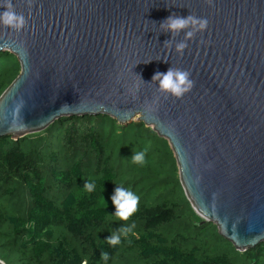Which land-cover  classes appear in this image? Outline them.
Returning a JSON list of instances; mask_svg holds the SVG:
<instances>
[{
  "label": "water",
  "instance_id": "water-1",
  "mask_svg": "<svg viewBox=\"0 0 264 264\" xmlns=\"http://www.w3.org/2000/svg\"><path fill=\"white\" fill-rule=\"evenodd\" d=\"M12 3L26 25L0 24V52L20 67L0 96V137L35 134L62 116L143 122L168 142L194 212L238 252L264 243V0ZM190 13L208 24L177 54L188 29L161 25ZM170 66L194 82L179 99L152 79Z\"/></svg>",
  "mask_w": 264,
  "mask_h": 264
},
{
  "label": "trees",
  "instance_id": "trees-1",
  "mask_svg": "<svg viewBox=\"0 0 264 264\" xmlns=\"http://www.w3.org/2000/svg\"><path fill=\"white\" fill-rule=\"evenodd\" d=\"M0 52V96L19 74ZM145 151L143 165L131 155ZM97 181L88 193L83 184ZM103 183V192L99 190ZM115 184L139 196L112 218ZM103 196L107 207L100 203ZM117 245L104 238L122 225ZM108 253V260L100 257ZM0 260L4 264H264V243L238 252L191 208L168 142L143 122L104 113L62 116L39 133L0 137Z\"/></svg>",
  "mask_w": 264,
  "mask_h": 264
},
{
  "label": "clouds",
  "instance_id": "clouds-1",
  "mask_svg": "<svg viewBox=\"0 0 264 264\" xmlns=\"http://www.w3.org/2000/svg\"><path fill=\"white\" fill-rule=\"evenodd\" d=\"M211 4L212 0H206ZM32 0H27V4L30 7ZM0 24L9 26L12 29L19 31L26 25L25 17L22 13H18L14 10L12 0H0ZM208 21L206 18L197 17L194 14H189L186 17L169 15L164 19L161 27L170 31L173 34L178 33L181 30L188 29L184 33V39L175 43L174 50L177 54H182L183 50L187 47L186 41L190 40L197 32H203L207 27ZM152 79L157 81V93L165 96H171L174 98H181L185 93L189 92L193 87V80L190 78L188 70H182L180 68H174L170 66L166 72H156L153 74ZM138 83L134 82L132 87L128 89L129 93L135 99L136 89ZM159 100V96H155L150 104H146V111H154V105ZM99 107H103L100 105ZM145 151L141 150L134 152L131 155V160L134 163L143 165L145 162ZM83 189L88 193H92L98 189L97 181L95 179H88L83 184ZM103 192V183L99 189ZM112 205L114 206V212L111 214L112 218L127 221L129 217L137 210L139 202V196L127 187L121 184H115L112 194L109 197ZM99 203L103 207H107V203L101 195ZM135 225L126 224L122 225L112 234L104 238L110 245H117L121 242L122 237H127L130 233H133ZM100 257L102 260H108V253L101 252ZM0 264H4L0 261Z\"/></svg>",
  "mask_w": 264,
  "mask_h": 264
},
{
  "label": "rangeland",
  "instance_id": "rangeland-1",
  "mask_svg": "<svg viewBox=\"0 0 264 264\" xmlns=\"http://www.w3.org/2000/svg\"><path fill=\"white\" fill-rule=\"evenodd\" d=\"M41 132V131H40ZM37 133H39V132H37Z\"/></svg>",
  "mask_w": 264,
  "mask_h": 264
},
{
  "label": "built area",
  "instance_id": "built-area-1",
  "mask_svg": "<svg viewBox=\"0 0 264 264\" xmlns=\"http://www.w3.org/2000/svg\"><path fill=\"white\" fill-rule=\"evenodd\" d=\"M83 264H85V263H83Z\"/></svg>",
  "mask_w": 264,
  "mask_h": 264
}]
</instances>
